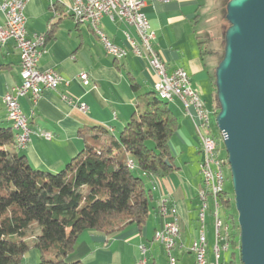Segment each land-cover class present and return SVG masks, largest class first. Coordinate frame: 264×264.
<instances>
[{
  "label": "crops",
  "instance_id": "1",
  "mask_svg": "<svg viewBox=\"0 0 264 264\" xmlns=\"http://www.w3.org/2000/svg\"><path fill=\"white\" fill-rule=\"evenodd\" d=\"M206 1L148 0L143 7L150 31L154 34L153 46L167 64L168 71L182 68L189 75L191 86L197 93L198 90L209 92L212 83L211 61H205L206 56H201L197 38L198 17ZM72 2L28 0L24 10L28 36L45 34L50 28L54 30L53 37L46 40L39 68L55 71L68 80L67 85L61 84L55 90L44 91L35 102L29 96L20 100L31 134L25 147L17 151L35 169L51 173L61 170L82 149L83 141L78 135L80 128L102 126L117 135L136 110L137 97L153 92L157 78L147 63L130 49L125 33L136 38L132 26L108 16L101 19L100 29L107 38L126 50L123 58L115 59L106 53L90 26L75 23L70 17L68 11ZM0 26H4L2 12ZM19 64L18 50L9 39L0 45L1 127L12 128L2 97L12 85L20 84ZM83 72L88 75L87 84H83L78 77ZM132 81L137 83L136 89L131 87ZM63 95L70 97L76 105L67 103ZM79 103L85 104V110L77 107ZM167 104L177 119L176 131L169 140L175 170L163 178L143 177L145 186L152 193L145 223L142 226L130 225L110 235L93 230L83 232L67 258L69 262L139 264L145 258L146 264H168L163 245L154 240L155 232L164 222L160 204L161 199L165 198L169 207L175 210L180 229L174 255L178 264H193L194 258L188 248L197 235V190L202 181L199 171L202 155L194 136L192 108L186 109L179 100ZM206 108L212 115L211 125L215 121L216 109L213 103ZM43 132H49L51 138L45 139L41 135ZM178 143L183 146L180 150L174 146ZM208 219L212 220L208 216L206 222ZM142 247L145 248L144 253ZM38 258V252L30 250L20 264H37Z\"/></svg>",
  "mask_w": 264,
  "mask_h": 264
},
{
  "label": "trees",
  "instance_id": "2",
  "mask_svg": "<svg viewBox=\"0 0 264 264\" xmlns=\"http://www.w3.org/2000/svg\"><path fill=\"white\" fill-rule=\"evenodd\" d=\"M228 1L223 0L225 20ZM53 32L45 33L47 41ZM197 38L201 56L212 61L216 51H206L208 42ZM214 72L210 78L217 114ZM137 86L131 82L133 89ZM167 103L154 91L139 95L136 110L117 135L102 126L80 128L82 149L55 173L35 169L17 151L13 129L0 126V264H20L30 250L38 252L37 264H83L67 260L83 232L110 235L142 226L152 199L143 177L163 178L175 170L169 140L177 119ZM218 198L231 206L224 188ZM228 218L238 234L233 215Z\"/></svg>",
  "mask_w": 264,
  "mask_h": 264
},
{
  "label": "built area",
  "instance_id": "3",
  "mask_svg": "<svg viewBox=\"0 0 264 264\" xmlns=\"http://www.w3.org/2000/svg\"><path fill=\"white\" fill-rule=\"evenodd\" d=\"M28 0H0V12L4 16V26H0V44L7 40H12L18 50L20 58V78L21 82L12 85L3 95L2 102L6 108L7 117L11 122H16L19 127V134L24 138V146L29 141L31 134L28 117L22 111L20 100L29 96L33 102L38 100L42 93L47 90H55L59 85L68 84L59 73L52 70H41L39 61L45 52L46 37L45 34H33L28 36L26 33V16L24 13L25 5ZM148 0H84L76 2L73 0L69 6L68 14L78 22V15H87L91 19L97 20L100 26L101 19L108 16L110 19H118L132 26L137 37H131L128 33L125 36L130 44L133 54L139 59L144 60L149 68L156 74V81L153 88H162L164 96L171 97L173 100H179L183 106L192 108L194 115L191 116L193 127L199 141V151L202 159L199 163L200 173L210 174V171H217L218 180L215 185L220 188L222 178V167H218L214 161V147L210 146L208 128L210 124L204 123V110H208L205 103H199L198 93L191 86L189 75L182 68H175L168 71L167 64L161 59L157 50L153 46L154 34L150 31L149 21L143 12V7ZM158 2H170L172 0H151ZM102 30V29H101ZM105 51L107 54H116L122 58V53L126 50L113 44L108 38ZM79 79L83 84L88 83L86 72L79 74ZM62 98L69 104H74L73 100L67 95ZM76 105V104H74ZM81 110H85L83 103L77 104ZM41 135L45 139H50L49 132H43ZM223 138V135L221 133ZM225 163L227 162L226 156ZM206 191L201 181L197 190L198 208L196 213L197 235L189 246L192 253L193 264H207V255H215L217 264H223L220 258L222 253H228V241L225 236L224 227L220 220L212 221V226L216 229L215 249L205 250L204 232L207 231L208 222H203V212L206 211L205 196ZM217 209L220 208L219 198H214ZM162 218L164 222L160 230H164V238L158 242H163V248L167 257L168 264H178L174 255V249L177 246V240L180 236V229L175 217V210L169 207L165 198L161 199ZM144 253L145 248L142 247ZM139 264H146L143 258Z\"/></svg>",
  "mask_w": 264,
  "mask_h": 264
},
{
  "label": "water",
  "instance_id": "4",
  "mask_svg": "<svg viewBox=\"0 0 264 264\" xmlns=\"http://www.w3.org/2000/svg\"><path fill=\"white\" fill-rule=\"evenodd\" d=\"M214 76L242 264H264V0H229Z\"/></svg>",
  "mask_w": 264,
  "mask_h": 264
},
{
  "label": "rangeland",
  "instance_id": "5",
  "mask_svg": "<svg viewBox=\"0 0 264 264\" xmlns=\"http://www.w3.org/2000/svg\"><path fill=\"white\" fill-rule=\"evenodd\" d=\"M203 12L199 14V35L201 37V40H205L208 43H205V50H212L216 51L215 54L211 55L212 56V61H211V66H210V72H214V67L216 66V63L218 62V59L220 58V55L222 54V51L220 50L221 46V38L222 34L225 32V30L228 27V24L226 20L223 18L224 10H225V5L223 0H207L206 4L203 6ZM210 40H213L210 42ZM210 42V43H209ZM206 59L205 61H209V56L205 55ZM212 86V83L210 84V87ZM209 87V92L207 91H201L198 90L199 96L202 98L204 101L205 105L210 108L212 103H213V96L211 94V89ZM212 88V87H211ZM208 133L212 135L214 138V142L216 144V155L218 156H226V149L223 143V139L221 136L220 131L217 129L215 121L212 122L210 128H208ZM194 136L195 140L198 143L199 141L197 140V134L194 131ZM176 150H180L181 146L180 143L177 145H174ZM199 146V143H198ZM195 152V151H194ZM200 160V159H199ZM224 191L229 195V197L232 200V204L229 207H225L224 205L220 204V208L218 209V216L220 218L221 215V220L224 224H226L228 221V215H233V218L235 222H237V212L235 209L234 205V192H233V186H232V178H231V173L229 167H226L224 169ZM209 209H212V202L209 200L208 202ZM198 208V207H197ZM208 216L211 217L210 214H206V221ZM212 218V217H211ZM238 224V223H237ZM207 235L208 236V245L209 249L212 250V245H213V226H212V220L208 219V225H207ZM206 232V231H205ZM238 230L235 228L234 233L236 236L235 239V244H231V247L228 250V253H222L221 255V262L223 264H242L240 262L239 258V233L237 234ZM232 251H234V256H232ZM208 260H213L212 253L208 256Z\"/></svg>",
  "mask_w": 264,
  "mask_h": 264
},
{
  "label": "bare ground",
  "instance_id": "6",
  "mask_svg": "<svg viewBox=\"0 0 264 264\" xmlns=\"http://www.w3.org/2000/svg\"><path fill=\"white\" fill-rule=\"evenodd\" d=\"M76 2H84V0H75ZM78 22L79 23H83V24H87L88 26H90V28L95 32V34L98 36L99 41L102 43V45L104 47H106V41H107V36L105 35V33L100 29V26L97 25V20L95 19H91V17H88L87 15H78ZM1 45V44H0ZM110 56H112L115 59H120L121 57H118V55L116 54H109ZM126 55V53H122V58ZM153 91L155 93V95L162 101L165 102H171L173 101V99L171 97H167L164 96V91L162 88H153ZM198 101L199 103H204V101L202 100V98L199 96L198 94ZM210 116L211 113L209 112V110H204V123L205 124H210ZM12 123V129L14 132V138H15V143L16 146L20 149L23 148L24 146V138L20 137L19 134V127L18 124L16 122H11ZM221 133V132H220ZM209 142H210V146L214 147V161L215 164L218 167H222V178L220 181V188L218 185H215V180H218V173L217 171H210V174H205V173H201L202 176V181H203V185L206 191V196H205V207H206V211L207 212H203V222H206V214H210L212 217V221H218L220 220L219 216H218V209H217V204L214 198H218L219 194L223 191V186H224V167H225V161L223 159L220 158V156L216 155V144L214 142V138L212 137L211 134H209ZM223 139V138H222ZM229 165V164H228ZM209 200H211L212 202V209L208 208V202ZM160 212L162 214V205L160 204ZM221 224L224 227V231H225V236L226 239L228 241V250L231 247L232 242H235L236 236L234 233L235 228L232 226L231 222H227L226 224H224L221 220ZM214 242L212 245V250L215 249V237H216V229L214 227ZM164 238V230H157L154 234V240L155 241H160L163 240ZM161 245H163V242H158ZM204 243H205V250H208V241H207V236H206V232H204ZM208 256V255H207ZM207 264H217V257L215 255H213V260L212 261H208L207 258Z\"/></svg>",
  "mask_w": 264,
  "mask_h": 264
}]
</instances>
